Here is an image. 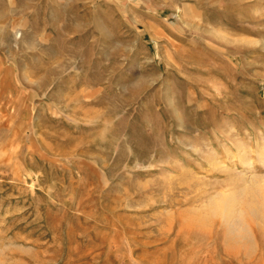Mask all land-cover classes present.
<instances>
[{
    "label": "rangeland",
    "instance_id": "374dc122",
    "mask_svg": "<svg viewBox=\"0 0 264 264\" xmlns=\"http://www.w3.org/2000/svg\"><path fill=\"white\" fill-rule=\"evenodd\" d=\"M0 264H264V0H0Z\"/></svg>",
    "mask_w": 264,
    "mask_h": 264
},
{
    "label": "bare ground",
    "instance_id": "6f19581e",
    "mask_svg": "<svg viewBox=\"0 0 264 264\" xmlns=\"http://www.w3.org/2000/svg\"><path fill=\"white\" fill-rule=\"evenodd\" d=\"M254 192H255V190H254ZM245 194H246V192L243 190L236 192V193H233L232 196H229L228 198H223V194H222L218 197L216 196V198H214V200L211 202V208L209 211L211 213L210 215L221 216V219L223 217L227 221L226 224H228V226L230 225V227H231V230H229L230 234L228 237H229V240L232 242H234V241L239 242V241H244L245 239H249L250 229L248 228V226L246 224L244 225V223H242V217H244L242 215L246 211H248V212L251 211L253 213H259L258 210L260 209V207L263 206L262 204H260L258 202V200L256 201V199L255 200H251V199L247 200L245 197ZM254 196H255V194H254ZM242 203H245L246 206L248 205L246 210L241 209V208L237 209L235 207V206H237V204L242 205ZM235 211H238L239 217L238 218L236 217L238 220L234 219V217L231 216ZM240 216H241V220H239ZM235 226H236V228H235ZM251 233H253V232H251Z\"/></svg>",
    "mask_w": 264,
    "mask_h": 264
}]
</instances>
